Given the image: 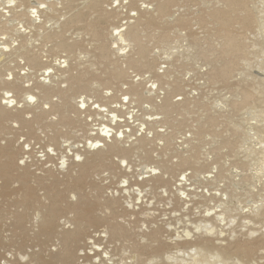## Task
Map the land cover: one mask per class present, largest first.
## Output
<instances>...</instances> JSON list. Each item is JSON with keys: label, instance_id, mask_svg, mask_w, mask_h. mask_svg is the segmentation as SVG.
I'll return each instance as SVG.
<instances>
[{"label": "rangeland", "instance_id": "374dc122", "mask_svg": "<svg viewBox=\"0 0 264 264\" xmlns=\"http://www.w3.org/2000/svg\"><path fill=\"white\" fill-rule=\"evenodd\" d=\"M2 1H0V5H2ZM34 1L28 0L27 4L34 6ZM109 1L74 0L70 6L58 3V11L49 16L52 21L46 22V24L44 22L38 27H30V29H27V25H25L27 20L24 18L21 20V24L24 23L23 29H20L21 24L16 25L19 20L18 13L22 14L21 11L13 10V8L9 12L10 19L18 18L14 22L15 24L13 23L14 26L18 30L25 29L22 36L26 38L31 54L33 53L35 56L37 54L38 61L34 64L33 71L27 73L28 75H24L27 70L23 71L21 67L28 62L26 58H16L14 65L12 64V68H15L14 74L18 77L15 78L14 76L17 79L14 86H17L18 83L20 85L23 83V86L29 85V88H32L29 93L34 97V102H29L21 93H12L11 100L15 98L19 100L15 99V102L17 100L16 106L12 105L7 110L12 115H16L21 110L23 120L31 121L32 129L30 130L25 123H20L19 119L12 117L8 122L9 128L8 131H5V135H2L0 131V147L7 149V153L5 152L2 154L3 156L1 155L2 157L0 156V164L5 163V159L8 157V159L11 158L12 165L9 168L10 176L6 179L7 181L0 175V264H100L101 261H104L105 264H148L149 261H162L163 264H188V258L191 257L194 248L201 250L206 258L205 264H218L219 260L224 264H264V216L259 217V215L255 216V213L254 215L250 213L253 211L252 207L264 209V178H262L264 175V137L261 134L264 131V105L262 104L264 103V0H233L234 5L229 12L227 11L233 20L232 28L236 29L231 28V32L234 33L237 44H241V49L236 52H229L227 48L219 44L220 41L212 40L214 37L211 31L213 30L212 20L208 14L211 12L210 15L216 16L220 10L225 12V8L222 9V6L224 7L222 0L219 2L218 0H167L166 9L163 14L161 13L164 17L154 15L156 12H138L139 16L159 17L160 22L159 27L141 33L147 51L148 66L146 68H130L128 66V56L132 52L128 48L125 51L126 54L122 56L110 50L108 53L109 60L104 62L98 57L99 47L97 46H99V41H104L106 47H110L111 28L124 20L123 14L118 13V10L131 9L137 13V9H139L136 0H129L128 4H125L124 0H119L120 4L118 3L119 5L117 4L118 6L114 10H108V7L112 6L111 3L108 4ZM112 1L114 3V0ZM238 2L240 3L238 4ZM90 3H95L96 6L94 4L95 7L90 9L92 7ZM235 4L236 7L234 8ZM150 7L151 10L148 12H153L154 7L151 4ZM103 9L105 13L102 11ZM213 9L218 10L214 13ZM241 10L245 12H241ZM87 15H91V19L98 23V30H100L98 33L101 36H96L97 40L95 36L91 35V31L84 30L85 26L83 25H85ZM248 15L249 17H246ZM2 19L0 17V22L5 23ZM256 25H259V28ZM249 26L251 28H248ZM165 34L168 40L162 41L161 38L165 37ZM235 34L237 36L239 34L238 38ZM241 34H243V39L241 36L239 43ZM204 35L206 36L205 42L204 40H201L199 44L192 42L193 39L200 41L201 38L199 37ZM54 36L59 40L62 39V43L66 39L65 42L68 44L64 42L67 46L65 49L73 52L69 53L64 48H60L57 39H51ZM7 37L0 42L4 41L11 47L18 44V40L15 41L14 39L15 36L13 38ZM254 43L255 45H253ZM211 49L214 50L212 55L208 59L205 58L203 56L204 50ZM225 52L230 55L224 54ZM222 59H227L226 63H223ZM219 61L220 63H218ZM91 64L92 66L89 67ZM214 64L217 65L216 67L228 65V74L226 76L217 74L216 71L212 70ZM168 65L172 66L169 67ZM46 66H52L55 69L53 74H50L54 76L53 81H50L48 75L45 76L52 69L46 71L45 74L42 73ZM117 66L121 71H124L122 77L117 78L120 80H115L114 83L108 85H96L98 94L103 95L102 88L103 90L108 88L107 96L112 95V98L119 99L121 93L129 90L127 88L129 84H140L137 89L140 90L142 96L138 98L140 100L133 96L132 103L126 104V108L124 106L121 109L124 122L120 124L126 126L122 127L124 139L114 140L113 138L108 139L109 136H106L104 141L100 143L106 147H88L92 143V139L102 134V131H99L102 126H99L97 121H105L104 118L98 117L99 120L91 122V119H86L84 114L79 116V114L70 112L68 115L72 119L74 118V122L69 125H62L59 121V112L54 110L57 105L60 106L62 99L56 95L55 90L60 89L65 93L67 92L66 94H69L68 96L72 99L70 104L79 107L80 98L78 96L80 92L76 94L69 88L68 79L78 75V72H82V70L90 71L91 68L93 77L89 76L88 78L90 82L96 84L105 70H112ZM3 69L1 70L7 77L10 72ZM167 71L174 76L175 87L172 88L171 92L169 91L170 93L159 90L158 95H151L148 90L154 84H152V80L161 77ZM37 74L38 76H36ZM137 77H140L139 81L133 82L132 80L136 81ZM37 82L53 83L51 88L54 89V92L51 93L49 99L38 101V89L33 87L38 84ZM241 87L250 88L249 91L252 93L250 101H243V95L239 91ZM25 89L27 90V87ZM68 91L70 92L68 93ZM82 93V97H86L84 96L85 93L91 95L90 91L84 90ZM261 93L262 96H260ZM166 96L174 106L170 117L172 121L167 122L163 115L159 116L160 119L152 120L154 116L150 115L157 112L155 111L157 110L156 105H161ZM123 97L120 99L122 100ZM112 98L110 102H112ZM259 98H263L261 103ZM20 101L26 102L25 105H22L23 103L18 105ZM258 101L259 103H257ZM45 102H50V104L46 103L47 107H45ZM122 102L125 103L124 99ZM153 104L155 105L153 106ZM40 108L44 109L41 110ZM71 110L69 108V111ZM42 113L44 117L41 116V120H36L35 116L42 115ZM224 117L231 119L228 121ZM12 119H17V121ZM213 119L217 120L219 124H214L212 127L209 121ZM249 120H255L254 123L257 124L255 125L252 121L249 123ZM142 122L147 123V130L144 132L141 131V129L144 130V126L141 125ZM228 126H231L230 129ZM254 128L259 133H256ZM199 129L202 132L198 131ZM260 129L262 130L260 131ZM242 132L245 133V136ZM250 132H252V136ZM257 134L258 137L253 138ZM186 135L189 137L188 140L179 143L181 137H186ZM88 138L90 141H87ZM110 144H113L116 150L111 151ZM141 144L142 147H140ZM49 148L52 149V152L48 151ZM123 150L127 151L128 154L121 153ZM76 154L81 157L80 161L75 159ZM190 154L198 157L199 164L195 166L180 165V159L186 158ZM124 155H126V159ZM21 160L24 161L23 164L20 163ZM60 161L64 162L63 167H61ZM162 161L166 163L163 162V164ZM88 164L91 165L88 166ZM167 164L169 167L170 164L173 165L169 168ZM164 165L168 169L164 168ZM257 166L259 169H256ZM233 167L238 168L234 169ZM169 170L170 172H168ZM216 170L219 171H217L218 175ZM181 171L187 173L184 181H178ZM208 171H211L209 173L212 175H208ZM246 172L249 175L252 174L248 176ZM233 173H236L234 174L236 178L231 176ZM19 176L25 178L21 180ZM215 176L217 177L215 178ZM242 177H244L243 182H241ZM256 177L259 181H256ZM124 180H127V183ZM254 181L258 183H256L257 185L263 186H256L253 184ZM260 181L262 182L259 183ZM181 182L182 186H175V183L179 185ZM239 182L243 185H240ZM74 183L77 184L76 187L73 186ZM250 185L253 189L255 187L254 191L249 188ZM261 187L263 193H261ZM180 188L186 189V191L181 190V192L186 193L182 197ZM28 191L33 192L34 198L29 204L24 202V196ZM58 192L60 197H56L59 195ZM177 192L181 197V199L178 197L180 201L176 197L179 196ZM217 192L220 193V196L214 195ZM187 193L188 196L186 197ZM52 194L59 200L54 199ZM189 195H192L191 198ZM208 196L211 197L208 198ZM258 196H261L260 200ZM225 197L227 199H224ZM183 198L188 199L187 206L184 204L186 200ZM83 203L88 207H83ZM255 205L256 207H254ZM213 206H215V210L219 208L218 214L212 213L215 215H221V212L226 210L221 216L223 220L204 215V212L206 210L211 211ZM205 207L206 210L204 211ZM208 207L212 209L210 210ZM75 208L77 210L80 208L78 211L88 210L90 217L95 218V221H91L92 223L85 222L80 227L81 233L73 244L74 250L72 248L73 256L67 261L60 256L62 250L61 235L75 230ZM52 209L56 211L57 215L54 219L55 225L52 224L53 226L47 228L49 231H45L44 218L47 219L49 211ZM215 210L213 211L215 212ZM203 220L212 221V224L208 222L209 225L204 226L207 222H203ZM195 224H201L200 233L193 232L195 231L193 228ZM208 226H213L211 235L205 231L206 228H209ZM113 228L120 231L118 235L112 233ZM187 230L192 233V240H174L177 233L183 236V232ZM93 243L99 248L98 251L93 250L94 253L90 250L94 248ZM203 256L201 255L200 259L204 258ZM172 257L174 258L171 259ZM182 259L183 262H180Z\"/></svg>", "mask_w": 264, "mask_h": 264}, {"label": "bare ground", "instance_id": "6f19581e", "mask_svg": "<svg viewBox=\"0 0 264 264\" xmlns=\"http://www.w3.org/2000/svg\"><path fill=\"white\" fill-rule=\"evenodd\" d=\"M1 1V0H0ZM58 1V0H57ZM57 1L55 0H49V1H45V0H35L34 2V6L33 5H29V4H27V2H28V0H15V6L14 7H12V8H8V0H3L2 1V5H0V17L1 18H3L2 20L5 22V23H1L0 22V30H2L1 32H0V40H5V38L8 36H10L9 38H13L14 36V39H15V41H17L18 42V44H16V46L14 45V47H11L9 44H7L6 42H0V63H1V65H0V68L2 67V68H4V69H6V71L8 72H10V75L13 77V79L11 80V81H9L8 79H7V77H6V74L4 75L3 73V71L0 69V131L2 132V135H5V131L7 130L8 131V122L10 121V119L12 118V117H14V118H17V119H19V121H21L20 123H25L28 127H29V129L31 130L32 129V127H31V121L29 122L28 120L27 121H25V119L23 120V118H22V111L20 110V112L19 113H17L16 115H12L8 110H7V108H8V106L4 103V100L5 99H9L10 97H12V96H5V93L6 92H10L11 93V95H12V93H15V92H17V93H21V95H23V97L24 98H27L28 96H32L30 93H29V91H30V89H32V88H29V85L28 86H23L22 84L20 85V83H18V82H20V81H18L17 83V86H14L15 85V83H16V80L17 79H15V78H18V77H16V74H14V69L15 68H12V66L14 65L13 63H15V59L16 58H22V59H25L26 58V60L29 62H26V64H25V66H21L22 67V70L24 71V70H27L26 71V73H24V75L26 74V75H28L27 73H29L31 70L33 71V66H34V64H36L37 63V61H38V59H37V54H36V56L32 53L31 54V52L29 51V49H28V42H26V38L25 37H23L22 35H23V32H25V29L24 30H18L17 29V27H15L14 26V22L19 18V20H18V22H16V25L17 26H19L20 24H21V20H24V19H26L27 20V23L25 24V25H27L26 27H27V29H30V27H38V25H40L41 26V24H44V22H45V24H46V22H50V21H52V19L51 18H49V16H51V15H53V13H55V12H57L58 10H57V6L59 5V4H64V5H67V6H70V4H72L73 2L72 1H74V0H59L58 1V3H57ZM65 1V3H63ZM137 1V3L138 2H140L141 0H136ZM166 1L167 0H142L141 1V6H143V9L141 8V6L139 7V9H137V14L135 15V16H133V17H131L130 18V21L127 23V24H118V25H113V27L111 28V32H110V38H111V44L109 45L110 47H106V43H104V41L102 42V41H99V46H97V47H99V55H98V57L101 59V60H103L102 62H104L105 60H109V58H108V53H109V51L111 50V52L113 51L115 54H117V55H119V56H122V55H125L126 54V52H125V49H131L132 50V52H131V55H129L128 56V66L130 67V68H146L147 66H148V61L146 60V54H147V51H146V48H145V45H144V43H143V38L141 37V33H142V31H147L148 29H154V27H159L160 26V22H159V17H157V18H151V17H148V16H142V15H140L139 16V14H138V12L139 13H141V12H147V13H154V12H156L154 15H158V16H163L162 14H163V12L165 11V9H166ZM236 1V0H235ZM30 2V1H29ZM116 2V0H114V3ZM203 2V1H202ZM218 2H219V0H218ZM218 2H216V3H218ZM222 2H223V5H224V7L222 6V9L223 8H225V12H223L222 10H220V11H218V12H220V13H216L217 15L216 16H214V15H210L211 14V12L208 14L209 16H210V19L212 20L211 22H212V28H213V30H211L212 31V35L214 36V37H212V40L213 41H217L218 40V42L220 41V43L219 44H221V46H224L225 48H227V50L229 51V52H233V51H238V50H240L241 49V44L239 45V44H237V42H236V38L234 37V33L232 34V32H231V28L233 27L232 26V22H233V20L231 19L232 17H231V14L229 13L228 14V12L230 11V8L234 5L233 3V0H222ZM1 3V2H0ZM112 3H113V1H112ZM154 3V4H153ZM177 3V2H176ZM199 3V2H198ZM206 3V2H205ZM240 2H238V4H239ZM41 4H44L45 5V7L44 8H40L39 7V5H41ZM94 4L95 3H90V6H92V7H90V9H93L95 6H96V4H95V6H94ZM120 4V3H119ZM118 4V5H119ZM150 4L154 7V11L153 12H148L149 10H151V7H150ZM221 4V3H220ZM237 4V3H236ZM236 4H235V6H234V8L236 7ZM112 5V4H111ZM117 5V6H118ZM145 5H147V6H145ZM197 5H199V4H197ZM208 6H209V4H207ZM216 5V4H215ZM214 5V6H215ZM248 5H250V4H248ZM247 5V6H248ZM1 6H3V7H1ZM94 6V7H93ZM155 6H156V8H155ZM217 6V5H216ZM246 6V7H247ZM252 6V5H251ZM255 6V5H254ZM253 6V7H254ZM240 7H241V5H240ZM239 6H238V8H240ZM8 10H7V9ZM14 8V9H13ZM32 8H36V10H37V17L36 18H33L32 17V15H31V11H32ZM61 8V7H60ZM178 8V7H177ZM6 11H5V10ZM12 9L13 10H16L17 9V11H21L22 12V14H20V13H18L19 15H18V18L17 19H10L9 17V12H11L12 11ZM112 9V8H111ZM206 10V9H205ZM211 10V9H210ZM214 10V13L218 10V9H216V11H215V9H213ZM239 10V9H238ZM104 13H105V11H104V9L102 10ZM119 11V10H118ZM228 11V12H227ZM234 11V10H233ZM236 11V10H235ZM234 11V12H235ZM243 10H241V12H242ZM233 12V13H234ZM243 12H245V11H243ZM262 12V11H261ZM162 13V14H161ZM249 13V12H248ZM260 13V12H259ZM106 14H109V12H106ZM213 14V13H212ZM236 14H238V13H236ZM254 14V13H253ZM234 15V14H233ZM239 15V14H238ZM14 16H15V14H14ZM137 16H138V18H137ZM244 16H245V13H244ZM6 17V18H5ZM85 17H86V15H85ZM104 17V16H103ZM142 17H147V18H142ZM164 17V16H163ZM166 17V16H165ZM239 17V16H238ZM240 17H242V16H240ZM246 17H249V15L248 16H246ZM253 18H254V16H252ZM21 18V19H20ZM22 18H24V19H22ZM64 18V17H63ZM234 18V17H233ZM263 18V17H262ZM55 19V18H54ZM218 19H219V21H218ZM243 19V18H242ZM86 21H85V25H83V26H85V29L84 30H87V32L89 31H91V33H89V34H91V35H93V36H101L98 32L100 31V30H98V23H96V21H93L92 19H91V15H87V19H85ZM128 20V19H127ZM176 20V19H175ZM236 20H238V19H236ZM249 20H252V19H249ZM258 20V19H257ZM2 21V22H3ZM184 21V20H183ZM240 21V20H239ZM238 21V23H239V25H240V22ZM59 22V21H58ZM255 22H256V18H255ZM14 23V24H13ZM246 23V22H245ZM257 23H259V22H257ZM261 23H262V21H261ZM24 24V23H23ZM23 24H21L22 26L20 27V29L22 28L23 29ZM236 25L235 26H237V23H235ZM256 24V23H255ZM254 25V24H253ZM252 25V26H253ZM261 25V24H260ZM12 26H14V27H12ZM39 26V27H40ZM241 26V25H240ZM239 26V27H240ZM243 26H244V24H243ZM242 26V27H243ZM258 28H259V25H256ZM43 27H44V25H43ZM100 27V26H99ZM261 27V26H260ZM19 28V27H18ZM246 28V27H245ZM248 28H251V26H249ZM254 28V27H253ZM62 29V28H61ZM102 29V28H101ZM232 29H235V28H232ZM55 30V29H54ZM236 30V29H235ZM242 30V29H241ZM245 30V29H244ZM249 30V29H248ZM255 30V29H254ZM259 30V29H258ZM47 31V30H46ZM104 31V30H103ZM246 31V30H245ZM253 31V30H252ZM28 32H29V30H28ZM117 32H119V35H115V33H117ZM205 32H207V31H205ZM240 32V31H239ZM250 32V31H249ZM259 32H260V30H259ZM208 33V32H207ZM247 33V32H246ZM209 34V33H208ZM260 34V33H259ZM258 34V35H259ZM39 35V34H38ZM43 35V34H42ZM102 35H103V33H102ZM162 35H164V34H162ZM236 35V34H235ZM243 34H241L240 35V39H239V43H240V40H241V36H242ZM245 35V34H244ZM167 35L165 34V37H162L161 38V40L162 41H166V40H168V38L166 37ZM238 36H239V34H238ZM238 36L236 35V37L238 38ZM7 37V38H8ZM62 37H63V35H62ZM104 37V36H103ZM205 35L204 36H201V37H199V38H201L200 39V41H197V39H193L192 40V42H195V44H199V42H201V40H204V42L206 41L205 40ZM35 38V37H34ZM39 39H40V37H38ZM37 38V39H38ZM99 38V37H98ZM105 38V37H104ZM248 38H250V37H248ZM51 39H57V37L56 36H54V37H52ZM242 39H243V36H242ZM53 40V41H54ZM62 40V39H61ZM61 40H59V39H57V42L58 43H60L58 46L60 47V48H66L67 46L64 44V42L66 41V39H65V41L62 43V41ZM96 40H97V37H96ZM238 40V39H237ZM244 40H245V38H244ZM243 40V41H244ZM248 40V39H247ZM247 40H246V43H247ZM257 40V39H256ZM37 41V40H36ZM176 41V40H175ZM250 41V40H249ZM14 42V41H13ZM34 42V41H33ZM56 42V41H55ZM69 42V41H68ZM256 42V41H255ZM32 43V42H31ZM36 43H38V42H36ZM66 43V42H65ZM104 43V44H103ZM66 44H68V43H66ZM70 44V43H69ZM71 44H72V42H71ZM70 44V45H71ZM32 45H33V43H32ZM38 45V44H37ZM37 45H36V48H37ZM45 45V44H44ZM113 45H115V47H113ZM242 45H244L245 46V44L244 43H242ZM253 45H255V43L253 44ZM262 46V45H261ZM32 47V46H31ZM40 47V46H39ZM45 47V46H44ZM258 47V46H257ZM5 48H7L8 50L7 51H5L4 49ZM57 48V47H56ZM223 48V47H222ZM251 48H252V46H251ZM216 49V48H215ZM245 49H246V47H245ZM253 49V48H252ZM65 51H68L69 53H71V52H73V51H70V50H66L65 49ZM214 50L213 49H211V50H204V52H203V56L205 57V58H209L211 55H212V52H213ZM242 51H245V50H242ZM34 52V51H33ZM164 52H166V51H164ZM240 53H241V51H239ZM123 53V54H122ZM242 53H244V52H242ZM43 54V53H42ZM224 54H226V52L224 53ZM224 54H223V56H224ZM40 55V54H39ZM110 55V54H109ZM226 55H230V54H226ZM237 55V54H236ZM250 55V54H249ZM257 55V54H256ZM42 56V55H41ZM44 56V55H43ZM216 56V55H215ZM222 56V55H221ZM15 57V58H14ZM39 57V56H38ZM225 57H227V56H225ZM228 57H230V56H228ZM237 57V56H236ZM8 58V60H6ZM41 58V57H40ZM39 58V59H40ZM232 58V57H231ZM216 60H217V58H216ZM227 59H222V62L223 63H226L225 61H226ZM241 60H243V59H241ZM23 61V60H22ZM221 61V60H220ZM220 61L218 62V63H220ZM230 61V60H229ZM258 61V60H257ZM256 61V62H257ZM42 62V61H41ZM217 62V61H216ZM215 62V63H216ZM46 63V62H45ZM13 64V65H12ZM169 64V63H168ZM213 64V63H212ZM246 64V63H245ZM260 64V63H259ZM258 64V65H259ZM16 65H18V64H16ZM24 65V64H23ZM218 65H223V64H218ZM92 66V64L89 66V67H91ZM169 67H171L172 65H168ZM217 66V65H216ZM215 66V64H214V66H212L213 68H212V70H214V71H216L217 72V74H221L222 76H226L227 74H228V72H229V68H228V65H224V66H220V67H216ZM261 66H262V64H261ZM260 67V66H259ZM85 68V67H84ZM86 68H88L87 66H86ZM3 69V70H4ZM21 69V68H20ZM50 69H52L50 72H49V74H46L45 76H47L48 75V77H49V79H50V81L54 78V76L53 75H50V74H53V72H54V67H52V66H46L45 67V69H44V71L42 72L43 74H45L46 73V71H49ZM172 69H174V68H172ZM13 70V71H12ZM90 71H83L82 70V72H78V75H76V76H72V77H70L68 80V84H69V88L72 90V91H74V92H76V94H77V92H80L79 94V96H78V98H80V102H81V100H83V102L86 104V107L83 109V110H80V108L79 107H74L73 106V104L71 105L70 104V101L72 100L71 99V97L70 96H68L65 92H63L62 90H60V89H57V90H55L56 91V95H58L59 96V98L60 99H62V105L60 104V106L59 105H57L56 106V108L54 109L53 107H51V108H53L54 110H56L57 112H59V114H60V118H59V121L61 122V124L62 125H69V124H72V122H74V118L72 119L68 114L70 113V112H72V113H74V114H79V116H80V114H84L85 116V118L87 119V118H90L91 120V122L92 121H97V119H98V117H102V118H104V120L105 121H103V120H99L100 122H98L97 121V123H99V126L101 125L102 126V129L101 130H99V131H102V133H103V130L105 129V128H107V129H109L111 132H112V136H109L108 137V139L109 138H113L114 140H117L118 138H120L118 135H117V133H122L123 134V137H122V139H124L125 138V135H124V131L122 130V127H126V126H122L120 123L121 122H124L123 121V115H122V112H121V109L122 108H124V106H125V108H126V104H128V103H132V98H133V96H136L137 97V100H140V99H138V98H140L141 96H142V93L140 92V90H138L137 88L138 87H140L138 84H136V85H133V84H129V87H127V88H129V90L128 91H124L123 93H121L120 95H119V99L117 98H112V95H109V96H107V93H108V88H105L104 90H105V92H104V90H103V88H102V91H103V95H101V94H98V90H97V88H96V85H98V84H100V86L102 85V84H104V85H108V84H111L112 82L114 83V81L115 80H120V79H117V78H121L122 77V75H123V73H124V71H121L120 69H119V67L117 66L116 68H114V69H112V70H105L104 72H103V76H100L99 78H98V80H99V82L98 81H96L97 83L95 84V83H92V82H90L89 81V76L90 77H93V74H91V73H93L92 71H91V68L89 69ZM2 71V72H1ZM5 71V72H6ZM31 71V72H32ZM201 71V70H200ZM213 71V72H214ZM41 72V71H40ZM38 73H39V71H38ZM187 73V72H186ZM233 73V72H232ZM192 74H194V73H192ZM198 74V73H197ZM20 75V74H19ZM40 75V74H39ZM205 75V74H204ZM14 76H15V78H14ZM36 76H38V74L36 75ZM42 76V75H41ZM45 76H44V78H45ZM218 76H220V75H218ZM24 77H26V76H24ZM34 77V76H33ZM263 77V76H262ZM32 78V77H31ZM48 79V80H49ZM93 79V78H92ZM187 79V78H186ZM194 79V78H193ZM27 80V79H26ZM34 80V79H33ZM43 80H45V79H43ZM47 80V81H48ZM205 80V79H204ZM263 80H264V78H263ZM53 81V80H52ZM133 82H137V81H139V79H137L136 81H134V79L132 80ZM30 82V81H29ZM41 82V81H40ZM264 82V81H263ZM25 83H27L26 81H25ZM38 84H36L35 86H33L34 87V89L36 88V89H38L37 91H38V101L39 100H43V101H45V100H47V99H49V96L51 95V93H53L54 92V89L53 88H51V84H53L52 82H49V84H45V83H39V82H37ZM155 84V88L154 89H152V88H150L149 90H148V92H150L151 93V95L152 94H157L158 95V92H159V90H165L166 92H171L172 91V88H174L175 87V83H176V80L174 79V76H172V74H170V72H168L167 71V73H164V75H162L161 77H158V78H156V79H154V80H152V84ZM261 83H262V81H261ZM35 84V83H34ZM33 85V84H32ZM31 85V86H32ZM258 85H260V84H258ZM264 85V84H263ZM263 85H262V87H263ZM94 86V87H93ZM244 86V85H243ZM27 87V90L25 89ZM259 87V86H258ZM29 88V89H28ZM68 88V90H70ZM98 88H99V86H98ZM125 88V87H124ZM126 88V89H127ZM250 89V88H249ZM249 89L248 88H246V87H241V89L239 88V91H241V93H242V95H243V101L244 102H248V101H250V98H251V96H252V93L249 91ZM253 89V88H252ZM264 89V88H263ZM16 90V91H15ZM84 90L87 92V91H90V94L91 95H86L87 93H85V95L84 96H86V97H82V92H84ZM141 90H144V89H141ZM82 91V92H81ZM147 91V90H146ZM70 91H68V93H69ZM169 92V93H170ZM141 93V94H140ZM150 93H149V95H150ZM72 94V93H71ZM147 94V93H146ZM167 94V93H166ZM165 94V95H166ZM20 95V96H21ZM73 95H75V94H73ZM96 95H98L97 97H96ZM124 95H128V97H129V99H128V102L127 103H123L122 102V100H123V98H122V100L120 99V97H122V96H124ZM260 95V94H259ZM131 96V97H130ZM168 96V95H167ZM165 97L164 98V102L161 104V105H156V109L157 110H155V111H157L156 113L154 112L153 114H151L150 116H154L153 117V119L152 120H156V119H160V115H163L164 117L163 118H165V120L167 121V122H170V121H172V119L170 118L171 117V115H172V113H173V110H174V106L171 104V102H169V100H168V97ZM260 96H262V93H261V95ZM15 97V96H14ZM13 97V98H14ZM33 97V96H32ZM76 97V96H75ZM147 97V96H146ZM154 97H156V96H154ZM229 97V96H228ZM239 97H242V96H239ZM263 97H264V95H263ZM21 98V97H20ZM34 98V97H33ZM74 98V97H73ZM113 99L112 100V102H110V99ZM162 98V97H161ZM12 98H10V100H11ZM15 99H18V98H15ZM14 99V100H15ZM148 99H151L150 97H148ZM152 99H153V97H152ZM159 99V98H158ZM242 99V98H241ZM260 99V103H261V100L263 99H261V98H259ZM13 100V101H14ZM19 100V99H18ZM77 100V99H76ZM105 100V101H104ZM223 100V99H222ZM253 100H254V98H253ZM22 101H24L23 100V98H22ZM130 101V102H129ZM151 101H153V100H151ZM150 101V102H151ZM263 101H264V99H263ZM16 102H17V100H16ZM15 102V104H13V106H16V103ZM79 102V103H80ZM20 103H23V102H19L18 103V105L20 104ZM26 103V102H25ZM25 103H23L22 105H25ZM39 103V102H38ZM46 103L47 104H50V102H45V105H46ZM257 103H259V101L257 102ZM218 104V103H217ZM263 105H264V103H262ZM262 104H261V106H262ZM37 105V104H36ZM93 105H99V107L97 108V107H94ZM155 104H153V106H154ZM44 106V105H43ZM148 106H149V104H148ZM158 106V107H157ZM225 106V105H224ZM41 107V106H40ZM233 107L235 108V105L233 104ZM238 107V106H237ZM69 108H71L72 110L71 111H69ZM147 108V107H146ZM41 110L42 109H44V108H40ZM49 109V108H48ZM101 109H104V110H106V111H101ZM151 109H153V108H151ZM224 109H225V107H224ZM233 109V108H232ZM260 109V108H259ZM24 110V109H23ZM148 110V109H147ZM262 110V109H261ZM263 110H264V108H263ZM16 111V110H15ZM123 111V110H122ZM151 111V110H150ZM226 111V110H225ZM45 112V111H44ZM128 113V112H127ZM222 114V113H221ZM229 114V113H228ZM264 114V113H263ZM44 114L42 113V115H40V114H38V115H36L35 116V119L36 120H38V119H40V118H42L41 116H43ZM113 115H116L117 116V121H116V123H113L112 122V119H111V117L113 116ZM251 115H253V114H251ZM260 115V114H259ZM75 116H77V115H75ZM133 116V115H132ZM264 116V115H263ZM262 116V117H263ZM44 117V116H43ZM76 118H78V117H76ZM75 118V119H76ZM225 118V120H228L229 121V119H231V118H229V117H224ZM17 119H15L16 121H17ZM234 119V118H233ZM254 119V118H253ZM264 119V118H263ZM13 120V119H12ZM15 120H13V121H15ZM41 120V119H40ZM77 120V119H76ZM76 120H75V122H76ZM81 120V119H80ZM247 120H248V118H247ZM258 120V119H257ZM34 121V120H33ZM88 121V120H87ZM250 121H252V120H249V123H250ZM255 121V120H254ZM254 121H252V123H254ZM28 122V123H27ZM79 122V121H78ZM210 123H211V126L213 127L214 126V124H217L218 122H217V120H211V121H209ZM208 122V123H209ZM223 122V121H222ZM231 122V121H230ZM234 122V121H233ZM243 122V121H242ZM206 123H207V121H206ZM210 123H209V125H210ZM220 123H221V120H220ZM229 123V122H228ZM227 123V124H228ZM245 123V122H244ZM251 123V124H252ZM84 124V123H83ZM146 122H142V126H144V130H143V132L145 131V130H147V128H146ZM219 124V123H218ZM217 124V125H218ZM223 124V123H222ZM230 124V123H229ZM234 124V123H233ZM255 124V123H254ZM257 124V123H256ZM255 124V125H256ZM250 125V124H249ZM248 125V126H249ZM255 125H251V126H255ZM264 125V124H263ZM202 126V125H201ZM223 126V125H222ZM233 126V125H232ZM234 126H236V125H234ZM219 127V126H218ZM217 127V128H218ZM221 127V126H220ZM229 127V126H228ZM231 127V126H230ZM230 127L228 128V129H230ZM237 127V126H236ZM259 127V126H258ZM88 128V127H87ZM92 128V127H91ZM140 128H141V126H140ZM234 128V127H233ZM245 128V127H244ZM260 128V127H259ZM262 128H263V126H262ZM100 129V128H99ZM250 129H251V131H252V128L250 127ZM255 129V128H254ZM264 129V128H263ZM219 130V129H218ZM224 130V129H223ZM256 130V129H255ZM259 130V129H258ZM262 129H260V131H261ZM10 131V130H9ZM198 131H200V132H202V130H198ZM225 131V130H224ZM223 131V132H224ZM242 131V130H241ZM199 132V133H200ZM237 132H238V130H237ZM240 132V131H239ZM243 132H244V129H243ZM242 132V133H243ZM246 132V131H245ZM256 133H259V131L257 132V130L255 131ZM7 133H9V132H7ZM90 133H92V132H90ZM1 134V133H0ZM244 134V136H245V133H243ZM250 134H251V136H252V132H250ZM250 134H248V135H250ZM254 134V133H253ZM262 135H263V137H264V131H263V133H261ZM92 135V134H91ZM96 135V134H95ZM235 136H236V134H234ZM241 135V134H240ZM89 136H90V134H89ZM239 136V135H238ZM243 136V135H242ZM261 136V135H260ZM86 137V136H85ZM256 137H258V134H257V136H253V138H256ZM262 137V136H261ZM87 138V137H86ZM106 138V136H104V135H102V134H99V136L98 137H96L95 139H92L91 141H92V143L91 144H100L101 142H103L104 141V139ZM244 138V137H243ZM246 140H247V138H245ZM261 139V138H260ZM87 140V139H86ZM120 140V139H119ZM139 140V139H138ZM257 140H258V138H257ZM87 141H90L89 140V138H88V140ZM112 141V140H111ZM260 141V140H259ZM264 141V140H263ZM263 141H262V143H263ZM9 142V141H8ZM109 142H110V140H109ZM251 142V141H250ZM258 142V141H257ZM256 142V143H257ZM90 143V142H89ZM106 143H107V141H106ZM111 143H113V142H111ZM117 143V142H116ZM247 143V142H246ZM259 143V142H258ZM137 144V143H136ZM248 144V143H247ZM246 144V145H247ZM86 145V144H85ZM107 145V144H106ZM112 145V146H111ZM250 145V144H249ZM251 145H252V143H251ZM250 145V146H251ZM263 145V144H262ZM7 146H8V143H7ZM29 146V145H28ZM27 146V147H28ZM101 146H104V147H106L103 143L101 144ZM249 146V147H250ZM256 146V145H255ZM89 147V146H88ZM140 147H142V144H141V146ZM259 147V146H258ZM8 148V147H7ZM244 148H247V147H244ZM256 148V147H255ZM110 149H111V151H114V150H116L115 149V146H113V144H110ZM238 149V148H237ZM249 149V148H248ZM118 150V149H117ZM243 150H245V149H243ZM250 150V149H249ZM254 150V149H253ZM252 150V151H253ZM262 150V149H261ZM7 151V149L5 148L4 149V147L3 148H1L0 147V156L2 155V154H4L5 152ZM130 151V150H129ZM251 151V150H250ZM256 151V150H255ZM9 152V151H8ZM7 153V152H6ZM121 153H125V154H128V152L127 151H122ZM234 153V152H233ZM237 153V152H236ZM248 153V152H247ZM247 153H245V154H247ZM250 153V152H249ZM248 153V154H249ZM12 154V153H11ZM235 154V153H234ZM254 154H255V152H254ZM256 154H258V153H256ZM77 155V154H76ZM252 155H253V153H252ZM259 155V154H258ZM260 155H261V153H260ZM3 156V155H2ZM1 156V157H2ZM125 156V159H126V155H124ZM123 156V157H124ZM235 157H236V155H234ZM123 157H121V158H123ZM244 157V156H243ZM251 157V156H250ZM258 157V156H257ZM6 158V157H5ZM48 158V157H47ZM246 158V157H245ZM254 158V157H253ZM253 158H251V159H253ZM259 158V157H258ZM10 159L11 158H9L8 159V157H7V159H5L6 160V162L5 161H3V162H5V163H2V165H1V168H0V175H1V178L2 177H4V180H6L7 178H9V168H10V166H12L11 165V161H10ZM167 159V158H166ZM208 159V158H207ZM230 159V158H229ZM248 159H249V157H248ZM260 159H262L261 157H260ZM264 159V158H263ZM123 160H124V158H123ZM211 160V159H210ZM121 161V160H120ZM125 161V160H124ZM246 161V160H245ZM250 161V160H249ZM256 161V160H255ZM258 161V160H257ZM166 163L165 161H162V163ZM199 159H198V157L196 156V155H192V154H190V155H188V156H186V158H182V159H180V161H179V164L180 165H187V166H195V165H198L199 164ZM244 162V161H243ZM247 163H248V161H246ZM253 162V161H252ZM1 163V162H0ZM161 163V164H162ZM163 163V164H164ZM241 163H242V161H241ZM254 163V162H253ZM263 163V162H262ZM126 164V163H125ZM160 164V165H161ZM225 164V163H224ZM249 164V163H248ZM251 164V163H250ZM257 164V163H256ZM91 164H88V166H90ZM168 165V164H167ZM171 165H173V164H170V167H171ZM178 165V164H177ZM226 165V164H225ZM232 165H234V164H232ZM261 165V164H260ZM87 166V165H86ZM121 166V165H120ZM127 166V165H126ZM155 166V165H154ZM153 166V167H154ZM253 166V165H252ZM255 166V165H254ZM124 167V166H123ZM150 167V166H149ZM157 167V166H156ZM161 167V166H160ZM162 167H163V165H162ZM166 167V165H164V168ZM168 167H169V165H168ZM169 167V168H170ZM256 167V166H255ZM258 167V166H257ZM152 168V167H151ZM167 168V167H166ZM176 168V167H175ZM184 168V167H183ZM234 169H237L236 167H233ZM241 168V167H240ZM245 168V167H244ZM248 168V167H247ZM246 168V169H247ZM154 169H156L155 167H154ZM158 169H159V167H158ZM168 169V168H167ZM167 169H166V173H167ZM228 169V168H227ZM256 169H259V167L258 168H256ZM162 170V169H161ZM161 170H160V172H161ZM172 170V169H171ZM182 170V169H181ZM193 170V169H192ZM226 170V169H225ZM242 170V169H241ZM253 170V169H252ZM83 171V170H82ZM212 171V170H211ZM211 171H208V175H212V174H210L209 172H211ZM215 171V170H214ZM218 170H216V172H217ZM235 171V170H234ZM233 171V172H234ZM238 171H240V170H238ZM249 171V170H248ZM251 171V170H250ZM258 171V170H257ZM261 171H262V169H261ZM163 172V171H162ZM168 172H170V170L168 171ZM182 173L180 174V176H184V178L186 179V177H187V173L186 172H184V171H181ZM195 172V171H194ZM219 172V171H218ZM217 172V175L219 174ZM231 172V171H230ZM242 172V171H241ZM252 172V171H251ZM254 172H256V171H254ZM159 173V172H158ZM157 173V174H158ZM178 173H180V172H178ZM247 173V172H246ZM253 173V172H252ZM251 173V174H252ZM259 173V172H258ZM257 173V174H258ZM145 174V173H144ZM196 174V173H195ZM203 174H206V173H203ZM214 174V173H213ZM230 174V173H229ZM234 174H236V173H233L231 176H235ZM239 174V173H238ZM237 174V175H238ZM245 174V173H244ZM248 174V173H247ZM250 174V175H251ZM161 175V174H160ZM162 175H164V173H162ZM215 175V174H214ZM228 175V174H227ZM249 174H248V176H250ZM254 175H256L255 173H254ZM253 175V176H254ZM262 175V174H261ZM165 176H166V174H165ZM189 176V175H188ZM244 176V175H243ZM247 176V175H246ZM257 176H259V175H257ZM264 176V175H263ZM262 176V178H264ZM20 177V179L22 180V179H24L25 177L24 176H19ZM148 177V176H147ZM193 177V176H192ZM217 176H215V178H216ZM219 177V176H218ZM245 177V176H244ZM244 177H242L241 179H242V181L241 182H243V178ZM201 178V177H200ZM207 178H208V176H207ZM214 178V177H213ZM234 178H236V176L234 177ZM246 178H248V177H246ZM245 178V179H246ZM261 177H259V179H260ZM261 178V179H262ZM144 179V178H143ZM230 179V178H229ZM249 179V178H248ZM255 179V178H254ZM177 180V179H176ZM190 180V179H189ZM7 181V180H6ZM6 181H4V182H6ZM50 181V180H49ZM125 181V180H124ZM127 181V180H126ZM125 181V182H126ZM178 181H181L180 179L178 180ZM177 181V182H178ZM184 181V180H183ZM192 181V180H191ZM226 181V180H225ZM230 181V180H229ZM234 181V180H233ZM249 181V180H248ZM251 181V180H250ZM256 181H259V180H257V177H256ZM174 182V181H173ZM199 182V181H198ZM235 182V181H234ZM237 182V181H236ZM255 182V181H254ZM262 181H260L259 183H261ZM127 183V182H126ZM189 183V182H188ZM229 183V182H228ZM238 183V182H237ZM245 183V182H244ZM246 183H247V181H246ZM257 182H255V183H253V184H256ZM6 184H8V183H6ZM215 184V183H214ZM235 184V183H234ZM239 184H240V182H239ZM251 184V183H250ZM258 184V183H257ZM256 184V186H259V185H257ZM26 185V184H25ZM72 185V184H71ZM75 185H77V184H75L74 183V185L73 186H75ZM183 184H182V182H181V184L179 183V185L178 184H176L175 183V186H182ZM185 185V184H184ZM240 185H243V184H240ZM72 186V187H73ZM202 186V185H201ZM248 186H249V183H248ZM252 185H250V187L249 188H251V190L253 189L252 187H251ZM260 186H263V185H261L260 184ZM259 186V187H260ZM76 187V186H75ZM254 187V186H253ZM264 187V186H263ZM26 188V187H25ZM188 188V187H187ZM195 188V187H194ZM193 188V189H194ZM28 189H30V188H28ZM254 189H255V187H254ZM254 189H253V191H254ZM261 189V193H263L262 192V187L260 188ZM264 189V188H263ZM31 190V189H30ZM181 190H184V191H186V189H183V188H180V192H181ZM192 190V189H191ZM207 190V189H206ZM239 190V189H238ZM259 190V189H258ZM45 191V190H44ZM176 191H178L177 189H176ZM183 191V193H185ZM195 191V190H194ZM203 191V190H202ZM228 191V190H227ZM252 191V192H253ZM256 191H257V189H256ZM192 192V191H191ZM250 192V191H249ZM258 193H259V191H257ZM59 193V192H58ZM208 193V192H207ZM251 193V192H250ZM177 194H178V192H177ZM186 194V193H185ZM204 194V193H203ZM260 194V193H259ZM53 195V194H52ZM56 195H57V193H56ZM55 195V196H56ZM179 195V194H178ZM195 195V194H194ZM204 195H206V193L204 194ZM211 195V194H210ZM214 195H216V194H214ZM222 195V194H221ZM248 195V194H247ZM252 195V194H251ZM258 195V194H257ZM49 196H51V195H49ZM188 196V193H187V195H186V197ZM190 196V195H189ZM192 196V195H191ZM191 196H190V198H191ZM197 196V195H196ZM213 196V195H212ZM220 196V195H219ZM223 196V195H222ZM222 196H221V199H222ZM225 196V195H224ZM256 196V195H255ZM263 196V195H262ZM53 197H54V195H53ZM56 197H60V193H59V195H57ZM56 197H54V199L56 198ZM177 198L178 197H180V195L179 196H176ZM182 197V196H181ZM181 197H180V199H181ZM185 197V198H186ZM193 197H195V196H193ZM199 197V196H198ZM198 197H196V198H198ZM203 197V196H202ZM204 197H206L207 198V196H204ZM211 197V196H210ZM209 196H208V198H210ZM217 197V196H216ZM259 197V196H258ZM261 197V196H260ZM260 197H259V200H260ZM176 198V200H178ZM185 198H183V199H185ZM189 198V197H188ZM205 198V199H206ZM213 198V197H212ZM243 198H245V197H243ZM264 198V197H263ZM32 199H34L33 198V192L32 191H28L27 193H26V195L24 196V202L25 203H27V204H29L30 203V201L32 200ZM53 199V200H54ZM56 199H58V198H56ZM180 199H179V201H180ZM193 199V198H192ZM218 199H220V198H218ZM220 199V200H221ZM225 199V198H224ZM223 199V200H224ZM249 199H250V197H249ZM59 200V199H58ZM186 200V199H185ZM188 200V199H187ZM187 200H186V202L184 203L186 206H187ZM190 200V199H189ZM262 201H263V199H261ZM33 201V200H32ZM205 201V200H204ZM207 201V200H206ZM209 201V203H210V200H208ZM212 201V200H211ZM57 202H59V201H57ZM83 202V201H82ZM86 202V201H85ZM213 203H214V201H212ZM211 202V203H212ZM222 202V201H221ZM230 202H231V200H230ZM238 202V201H237ZM258 202V201H257ZM55 203V202H54ZM212 203V204H213ZM56 204V203H55ZM84 204V203H83ZM183 204V206H185ZM216 204V203H215ZM214 204V205H215ZM221 204V203H220ZM262 204V202L260 203V205ZM204 205V204H203ZM206 205V204H205ZM83 206V205H82ZM224 206V205H223ZM242 206V205H241ZM245 206H247V205H245ZM253 206V205H252ZM83 207H86V205L84 204V206ZM87 207H88V205H87ZM86 207V208H87ZM212 207V206H211ZM222 207V206H221ZM254 207H256V205L254 206ZM259 207V206H258ZM262 207H263V205H262ZM198 208V207H197ZM196 208V209H197ZM201 208V207H200ZM209 208V207H208ZM215 208V206H213V209L211 210L210 208V210L211 211H209V212H212V213H217V210H215L214 209ZM218 208V207H217ZM76 209V208H75ZM80 209V208H79ZM78 209V210H79ZM219 209V208H218ZM252 209H253V211L252 212H250V213H253V215H254V213L256 214L255 216H258L259 215V217L260 216H264V209L262 210L261 208H257V209H254L253 207H252ZM251 209V210H252ZM77 209L75 210L76 211V219L74 220L76 223V228H75V230L74 231H72V232H68V233H63V232H61V233H63V235H61L62 236V239H61V243H62V250H61V252H60V256H61V258H63L64 260H69V259H71L72 258V256H73V251H72V248H73V244L76 242V240L78 239V236L80 235V233H81V228L80 227H82L83 226V224L85 223V222H91V221H95V218H92V217H90V215H89V212H88V210L87 211H85L84 209L83 210H80V211H78ZM206 210V207H205V209H204V211ZM213 210H215V212L213 211ZM220 210H222L221 208H220ZM255 210V211H254ZM207 211V210H206ZM226 210H223V212H225ZM246 211V210H245ZM219 212V211H218ZM223 212H221V215H215V214H212L211 216H213L214 218L213 219H220V220H223V218L221 219V216L223 215ZM247 212V211H246ZM249 212V211H248ZM242 213V212H241ZM218 214V213H217ZM251 216H252V214H250ZM57 215H56V211L54 210V209H52V210H50L49 211V214H48V217H47V219L45 220V218H44V223H43V226L46 228V230L45 231H47L48 229L47 228H50L51 226H53L52 224H54V219H55V217H56ZM202 216V215H201ZM204 216V215H203ZM210 216V217H211ZM205 217V216H204ZM207 217V216H206ZM254 217V216H253ZM18 218V217H17ZM225 218V217H224ZM256 218V217H255ZM262 218V217H261ZM19 219L21 220V218L19 217ZM74 219V218H73ZM263 219V218H262ZM219 220V221H220ZM248 220V219H247ZM246 220V221H247ZM84 221V222H83ZM206 221V220H205ZM204 220H203V222H205ZM240 221V220H239ZM17 222V221H16ZM18 222H21V221H18ZM17 222V223H18ZM83 222V223H82ZM112 222V221H111ZM207 223H205L204 224V226H206V225H209V223L210 224H212L211 222H209V221H206ZM209 222V223H208ZM22 223V222H21ZM92 223V222H91ZM244 223V222H243ZM250 223V222H249ZM80 224H81V226H80ZM88 224V223H87ZM55 225V224H54ZM252 225V224H251ZM204 226H202V227H204ZM196 227H200L201 228V224H195V225H193V228L194 229H196ZM209 228H206L205 229V231L206 232H208V234L209 233H212V230H213V226H208ZM240 227H241V225H240ZM244 227H246V226H244ZM43 228V227H42ZM111 228V227H110ZM49 231V230H48ZM188 231V230H187ZM193 231V230H192ZM119 230L117 229V228H113V230H112V233L113 234H116V235H118L119 234ZM193 232H196V231H193ZM182 233V232H181ZM184 233V232H183ZM250 235H251V233H250ZM58 236V235H57ZM59 236H60V234H59ZM55 238V237H54ZM61 238V237H60ZM89 239V238H88ZM186 240V239H185ZM59 241V240H58ZM88 242H91V241H88ZM93 246H94V243H93ZM93 246H91L92 248H93ZM231 248V247H230ZM98 249L99 248H97V246H94V248L93 249H90V250H92V252H93V250H95V251H98ZM73 250H74V248H73ZM94 251V252H95ZM193 253H192V255H190L191 257H189L188 259H189V261H187V262H189L188 264H205L204 262H206V258L203 256V254H202V252H201V250H199V249H197V248H194L193 250ZM91 252V253H92ZM93 252V253H94ZM89 255H91V254H89ZM94 255V254H93ZM201 255L204 257V258H202V259H200V257H201ZM173 256V255H172ZM167 257V256H166ZM174 257H172L171 259H173ZM220 261V260H219ZM65 262V261H64ZM180 262H183V259L180 261ZM178 264V263H177ZM217 264V263H216Z\"/></svg>", "mask_w": 264, "mask_h": 264}, {"label": "snow or ice", "instance_id": "6c2138e0", "mask_svg": "<svg viewBox=\"0 0 264 264\" xmlns=\"http://www.w3.org/2000/svg\"><path fill=\"white\" fill-rule=\"evenodd\" d=\"M116 3L118 4V3H119V0H116ZM124 3H125V4H128V3H129V0H124ZM14 6H15V0H8V8L10 9V8H12V7H14ZM145 6H147V5H145ZM39 7H40V8H44L45 5H44V4H41V5H39ZM136 14H137V13H136L135 11L132 12V15H133V16H135ZM31 15H32L33 18H36V17H37V10H36V8H32ZM115 35H119V32L115 33ZM113 47H115V45H113ZM4 50L7 51L8 49L5 48ZM125 51H127V49H125ZM122 54H123V53H122ZM139 78H140V77H137V79H139ZM7 79H8L9 81H11V80L13 79V77L9 74V75L7 76ZM151 87H152V88H155L156 86H155V84H153V85H151ZM5 96H6V97H7V96H11V93H10V92H6V93H5ZM123 99H124V102L127 103L129 97H128L127 95H124ZM27 100H28L29 102H34V98H33L32 96H28V97H27ZM4 103H5L8 107H11V106L15 103V101L10 100V99H5V100H4ZM93 106H94V107H97V108L99 107V105H93ZM45 107H47V105H45ZM85 107H86V104L83 102V100H81V102L79 103V108H80L81 110H83ZM101 111H106V110L101 109ZM111 119H112V122H113V123H116V121H117V116H116V115H113V116L111 117ZM141 131H143V129H141ZM102 135H104V136H112L113 134H112V132H111L109 129L105 128V129L103 130ZM117 135H118L120 138L123 137V134H122V133H117ZM89 147H91V148H99V147H101V145L98 144V143H97V144H91V143H90V144H89ZM48 151H49V152H52V149L49 148ZM75 159H76L77 161H80V160H81V157H80L79 155H77V156L75 157ZM20 163L23 164L24 161L21 160ZM60 164H61V167H63L64 162H63V161H60ZM179 179H180V180H184V176H180ZM180 195L183 196L184 193L181 192ZM216 195L219 196L220 193L217 192ZM225 199H227V197H225ZM129 207H131V205H129ZM217 211H219V209H217ZM204 215H206V216H211V215H212V212L205 211V212H204ZM221 219H222V218H221ZM195 231H196V233H200V232H201V228H200V227H196ZM209 235H211V233H209ZM221 235H223V233H221ZM185 239H186V240H192V239H193V235H192V233L189 232V231H184L183 236H180V234L177 233L176 236L174 237V240H175V241H181V240H185ZM105 259H107V257H105ZM100 264H105V262H104V261H101ZM148 264H163V262H162V261H160V262L149 261ZM218 264H224V262H222V261H218Z\"/></svg>", "mask_w": 264, "mask_h": 264}, {"label": "built area", "instance_id": "2783aa9c", "mask_svg": "<svg viewBox=\"0 0 264 264\" xmlns=\"http://www.w3.org/2000/svg\"><path fill=\"white\" fill-rule=\"evenodd\" d=\"M123 1V0H122ZM142 1V0H141ZM141 1L137 3V6L140 7L141 6ZM111 3L112 6L111 7H108V10H110L111 8L114 10V8L117 6V3H112V0H110L108 2V4ZM141 8L143 9V6H141ZM115 11H117V9H115ZM132 12L133 10L131 9H124V11H118V13H120L121 15L123 14V21L121 23H119L120 25L121 24H127L129 21H130V18L133 17L132 15ZM128 19V20H127ZM188 135H186V137H181V142L179 143H183L184 141L188 140ZM181 145V144H180ZM188 185V184H187Z\"/></svg>", "mask_w": 264, "mask_h": 264}]
</instances>
